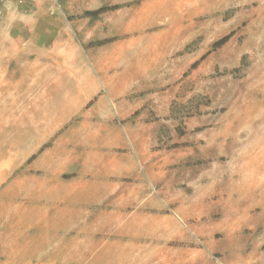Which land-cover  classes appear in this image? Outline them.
<instances>
[{
	"label": "crops",
	"instance_id": "0c3cea01",
	"mask_svg": "<svg viewBox=\"0 0 264 264\" xmlns=\"http://www.w3.org/2000/svg\"><path fill=\"white\" fill-rule=\"evenodd\" d=\"M170 1L168 14L142 9L124 19L123 32L98 27L104 32L88 43L102 14L69 22L68 47L53 40L35 56L26 49L21 75L0 80L3 262H61L24 258L29 248L60 249L63 239L69 264H203L194 254L215 264L205 254L216 248L212 231L200 217L157 210L158 184L168 182L174 154L182 166L201 160L205 148L199 140L157 147L177 97L166 61L188 45L174 27L183 22L181 7ZM101 40L109 41L90 44ZM258 202L257 211L233 204L231 215H244L251 229L243 233L240 221L230 220L229 249L241 264H264V195Z\"/></svg>",
	"mask_w": 264,
	"mask_h": 264
},
{
	"label": "rangeland",
	"instance_id": "374dc122",
	"mask_svg": "<svg viewBox=\"0 0 264 264\" xmlns=\"http://www.w3.org/2000/svg\"><path fill=\"white\" fill-rule=\"evenodd\" d=\"M175 3L184 18L174 27H181L188 45L181 57L166 61V69L172 71L168 80L177 97L157 147L193 146L199 140L205 148L201 160L190 158L182 166L176 162L180 152L174 154L173 166L167 169L168 182L158 184L157 210L172 209L192 221L200 217V226L211 229V243L216 246L210 254L205 253L208 259L215 264H241V257H234L229 249L230 220L240 221L243 233L251 229L244 225V215H231L233 204L237 199L242 208L254 205L257 211L264 195V0ZM117 5L120 8L107 10L101 20H93L97 23L92 25L87 43L104 32L98 27L106 26L107 34L123 32L124 19L132 20L142 9L154 12L159 8L166 14L171 10L170 0L159 7L156 0L0 1V80L21 75L22 61L28 58L22 51L27 49L35 56L53 40L66 48L72 33L69 22L83 19L87 11ZM165 25L172 26L168 19ZM227 35L229 40L223 46L213 48ZM11 62L13 69L5 72L4 66ZM186 132L189 135L182 139L180 134ZM4 173L5 168L0 167V185ZM182 187L189 193L181 194ZM61 244L60 249L29 248L24 258L61 262L11 263L0 257V264H69L68 241L62 239ZM196 258L207 264L201 256H191L193 261Z\"/></svg>",
	"mask_w": 264,
	"mask_h": 264
},
{
	"label": "trees",
	"instance_id": "16d2710c",
	"mask_svg": "<svg viewBox=\"0 0 264 264\" xmlns=\"http://www.w3.org/2000/svg\"><path fill=\"white\" fill-rule=\"evenodd\" d=\"M118 8H120L119 5L111 7V8H109V7H101V8L96 9V10L87 11L85 13V15L86 16H90V17H98L99 15H101L104 12H106L107 10L118 9ZM228 40H229V35H227V36L221 38L220 40L216 41L213 44V48L217 49V48L223 46ZM108 41L109 40L94 41V42H91L90 44L91 45H102V44H104V43H106ZM196 64H197V62L194 63L193 66H195ZM234 71H236V69Z\"/></svg>",
	"mask_w": 264,
	"mask_h": 264
},
{
	"label": "built area",
	"instance_id": "2783aa9c",
	"mask_svg": "<svg viewBox=\"0 0 264 264\" xmlns=\"http://www.w3.org/2000/svg\"><path fill=\"white\" fill-rule=\"evenodd\" d=\"M1 2H3V0H0ZM21 1H23V0H21Z\"/></svg>",
	"mask_w": 264,
	"mask_h": 264
}]
</instances>
